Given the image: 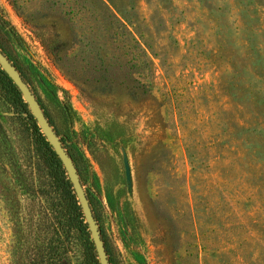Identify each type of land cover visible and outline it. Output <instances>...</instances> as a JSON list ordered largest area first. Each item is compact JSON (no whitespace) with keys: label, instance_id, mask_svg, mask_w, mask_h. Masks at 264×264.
<instances>
[{"label":"rangeland","instance_id":"374dc122","mask_svg":"<svg viewBox=\"0 0 264 264\" xmlns=\"http://www.w3.org/2000/svg\"><path fill=\"white\" fill-rule=\"evenodd\" d=\"M100 1L152 62L143 99L96 92L88 102L65 75L101 59L122 74L127 41L120 30L108 39ZM100 1L0 0V46L58 138L82 153L114 264H264V0ZM34 23L46 42L55 26L62 61ZM27 142L0 99V264H11L14 241L8 199L28 212L22 186L41 182Z\"/></svg>","mask_w":264,"mask_h":264},{"label":"trees","instance_id":"16d2710c","mask_svg":"<svg viewBox=\"0 0 264 264\" xmlns=\"http://www.w3.org/2000/svg\"><path fill=\"white\" fill-rule=\"evenodd\" d=\"M101 5L103 6V14L111 17L108 26L103 28L108 39L112 40L111 43L115 42L116 31L120 30L121 35L125 36L127 41L122 45L124 51L121 57H124V61L118 64V69L122 74L120 75L113 68L115 67L114 64L106 65L101 59L99 60V68L89 65L88 61L82 69H77L73 64H68L65 75L79 90L80 94L86 97L88 102H93L92 95L96 92L109 95L117 91H125V94L133 100L143 99L150 92L152 62L132 32L112 13L109 5L103 2ZM2 23L4 26L7 25L5 22ZM2 25L0 24V27ZM41 28L42 26L37 23L30 27L32 33L40 41L46 55L53 64H57V62L62 61L61 53L64 44L60 41V35L53 24L51 25L52 34L48 42L39 38L37 32ZM0 51L5 54L1 46ZM89 53L93 52L89 51ZM9 61L11 62V60ZM12 65L33 93L21 68L14 63ZM35 98L40 107L43 108L40 100L36 96ZM0 99L8 105L16 117L23 121L27 133L28 148L33 153L29 173L34 175V171H37L39 181L41 180L35 187L22 186L30 194L29 204L33 206L37 204V208L29 205L30 210L23 212L18 198L8 199L10 202L8 211L13 224L14 236L11 264H100L82 209L65 168L38 127L20 89L1 66ZM60 141L71 158L83 186L81 164L84 163L85 159L82 153L74 148L73 144L67 142L68 140L65 138H60ZM86 147L89 149L88 143ZM19 183H23V180ZM85 193L98 224L91 198L87 191ZM99 230L108 263L114 264L111 248L100 226Z\"/></svg>","mask_w":264,"mask_h":264},{"label":"water","instance_id":"95a60500","mask_svg":"<svg viewBox=\"0 0 264 264\" xmlns=\"http://www.w3.org/2000/svg\"><path fill=\"white\" fill-rule=\"evenodd\" d=\"M0 66L8 75V77L13 81V83L20 89L25 103L28 105V108L33 115L34 119L37 122L38 127L40 128L42 134L45 136L47 142L57 153L62 165L65 168L66 174L72 184L73 190L76 194L79 205L82 209L85 222L88 226V230L91 235V239L96 248L98 254V259L100 264H109L107 256L105 253L103 241L101 238V233L97 221L93 215L92 209L90 207L88 198L86 196L85 190L80 182L79 176L77 174L76 168L73 165V162L66 150L62 146L60 139L57 134L54 132L52 126L46 119L45 115L42 112V109L37 102L35 96L30 91L27 84L23 81L21 75L17 69L12 65V63L6 58V56L0 51ZM125 175L127 182L130 181L129 168L126 161H124Z\"/></svg>","mask_w":264,"mask_h":264}]
</instances>
